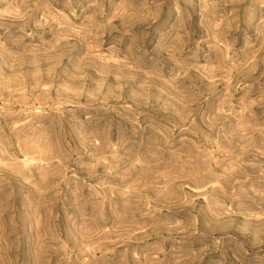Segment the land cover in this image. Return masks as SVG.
I'll list each match as a JSON object with an SVG mask.
<instances>
[{
    "label": "rangeland",
    "instance_id": "obj_1",
    "mask_svg": "<svg viewBox=\"0 0 264 264\" xmlns=\"http://www.w3.org/2000/svg\"><path fill=\"white\" fill-rule=\"evenodd\" d=\"M0 264H264V0H0Z\"/></svg>",
    "mask_w": 264,
    "mask_h": 264
}]
</instances>
